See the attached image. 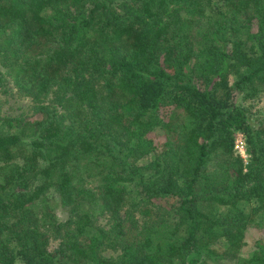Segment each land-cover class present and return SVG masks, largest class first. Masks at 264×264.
I'll use <instances>...</instances> for the list:
<instances>
[{"label": "trees", "instance_id": "1", "mask_svg": "<svg viewBox=\"0 0 264 264\" xmlns=\"http://www.w3.org/2000/svg\"><path fill=\"white\" fill-rule=\"evenodd\" d=\"M0 51V264H264V0H0Z\"/></svg>", "mask_w": 264, "mask_h": 264}, {"label": "rangeland", "instance_id": "2", "mask_svg": "<svg viewBox=\"0 0 264 264\" xmlns=\"http://www.w3.org/2000/svg\"><path fill=\"white\" fill-rule=\"evenodd\" d=\"M3 52L0 51V74L2 75L3 84L0 87V103H1V113L4 116L8 117H32L36 113L37 104L27 96H24L18 93L17 89L13 86L11 79L6 75V68L3 66ZM231 80H233L231 78ZM53 96L50 93L43 104L47 105L50 104ZM233 105H239L248 110V116L250 121L254 126H257L261 121L262 118L264 119V92L261 93L259 96L246 99L243 97L242 94H237L233 97L232 102ZM59 112L60 109H58ZM160 135V133H157ZM245 142L244 136L241 133L235 134L234 140V148L241 156V158L246 162L247 154L245 150V143H244V150L243 152L240 151L238 141ZM155 153H152L143 159L139 160L136 164L137 165H145L150 162L154 158ZM128 200L126 206L123 208L122 213L129 208H131L132 204H138L142 197L136 194V191L131 188L130 189ZM50 195V194H49ZM241 207L244 208L245 211H248L250 205L248 204H241ZM223 209H221L222 211ZM91 212L94 215V223L96 226L109 229L110 225L112 224L111 218L109 214L103 212L99 206L93 205L91 207ZM135 217L138 219V223L141 222L140 215L137 211H134ZM56 217L58 220L63 221L66 219V214L62 210H57ZM245 240V247L242 249L241 254L246 255L250 252L253 248L257 240H264V232H260L254 228H248L245 232L244 236ZM48 250L51 253H54L58 250V241L57 239L51 238L48 245ZM101 255L105 258H115L118 255V252L105 248L101 251ZM16 264H21L19 261Z\"/></svg>", "mask_w": 264, "mask_h": 264}, {"label": "built area", "instance_id": "3", "mask_svg": "<svg viewBox=\"0 0 264 264\" xmlns=\"http://www.w3.org/2000/svg\"><path fill=\"white\" fill-rule=\"evenodd\" d=\"M238 145H239L238 147H239L240 151L243 152V150H244V142L240 140V141H238Z\"/></svg>", "mask_w": 264, "mask_h": 264}]
</instances>
